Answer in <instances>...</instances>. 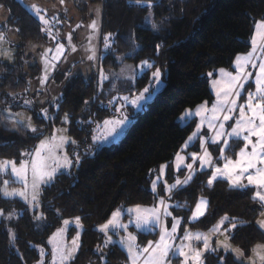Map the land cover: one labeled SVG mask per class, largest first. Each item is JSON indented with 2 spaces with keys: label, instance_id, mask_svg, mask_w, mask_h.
<instances>
[{
  "label": "trees",
  "instance_id": "trees-1",
  "mask_svg": "<svg viewBox=\"0 0 264 264\" xmlns=\"http://www.w3.org/2000/svg\"><path fill=\"white\" fill-rule=\"evenodd\" d=\"M152 1L155 19H167L165 28L158 32L143 27L148 9L135 0H91L103 5L100 52L106 38L112 43L110 53L100 59L101 67L118 69V56L134 66L145 61L152 64L134 83L127 81L113 90L105 83V90L100 91L96 74L88 79L75 77L57 104H40L30 85L37 78L38 67L26 71L21 61L0 62V161L20 164L23 154L33 153L44 137L64 125L65 119L80 153L79 160L72 155L74 168L69 174L58 175L43 189L40 219L34 218L23 203L5 200L0 195V210L4 214L20 213L15 246L11 245L0 216V264L37 263L39 247L46 246L64 221L77 217L84 232L79 252L70 264L100 263L98 249L108 251L105 264H128L126 253L118 245L100 248L103 237L97 228L121 207L155 205L157 197L150 190L151 174L162 165L172 164L196 128L195 119L182 125L179 118L187 110L213 103L209 73L215 77L221 69L234 70L236 58L252 48L256 24L264 22V0ZM0 5L9 11L8 24L23 44L43 39L39 21L18 0H0ZM158 68L168 72L162 92L143 113L137 114L136 122L120 144L94 148V128L108 118L122 117L115 112L118 102L123 97L131 100L141 94L151 84L152 71ZM92 98L95 102L87 111L86 102ZM5 110L28 112L36 131L10 122ZM192 150H198L197 145ZM204 179L203 175L196 176L174 194V202H188V211L183 213L187 218L192 215L198 197L205 196L207 212L192 228L209 230L221 218L228 217L236 223L231 242L249 256L257 244H264V233L255 224L262 206L254 200V191L232 189L225 181L209 189ZM160 195H164L163 191ZM138 237L140 245L149 239L142 234ZM156 238L153 236L152 240ZM204 264L242 263L230 254L214 252L205 256Z\"/></svg>",
  "mask_w": 264,
  "mask_h": 264
},
{
  "label": "rangeland",
  "instance_id": "rangeland-1",
  "mask_svg": "<svg viewBox=\"0 0 264 264\" xmlns=\"http://www.w3.org/2000/svg\"><path fill=\"white\" fill-rule=\"evenodd\" d=\"M18 1L39 21L43 32V39L41 41L27 42L23 44L19 36L17 35V31L14 28H11V26L8 24V21L10 19L9 11L4 6L0 5V34H2L5 37L4 40L0 41V62L17 63L21 61L26 71L30 67H35V66L38 67L39 72L37 71L38 73L37 78L35 80L30 81L31 92L32 94L35 95V101L37 103H39L40 100L45 99L40 104H46V101L50 102L53 105L57 104L59 100H62L64 91L67 88L68 84H70L75 77L81 76V73H77L81 68L86 69L88 66L91 65L93 66V70H94L93 75L95 74L97 75L96 82L98 87L100 88V91L105 90L104 88L105 83H107V88H109L110 90H113L114 88H116L117 85L123 84L127 81L134 83L137 80V78L141 77L145 72L149 71L152 68V67L151 68L145 67L144 63H141L137 66L129 64L125 62L123 56H118V61L120 62L118 69L114 70L113 68V69L104 70V68L101 67V65L99 64L100 62L99 57L101 56V58H103L106 54L110 53V50L112 48V43H110V41H107L108 38H106L107 47L104 44L102 48V52H100V48H99L100 24L102 20V10H103L102 4L91 3V0H63V3H61V0H18ZM135 3H137L140 6L146 7L148 9V14L146 16L143 27L149 28L154 32H158L159 30L165 28L164 26L167 19L163 21H158L154 17L153 5L155 2H153L152 0H135ZM34 8H39L40 15L44 16L45 19L50 20L52 17L58 18V22L52 21L50 25V31L46 30V26L34 14L33 12ZM93 22H95L96 24L95 31L91 27ZM69 36L71 37L70 41H69ZM58 45H63V51L62 54L57 56L56 48L58 47ZM50 49L52 51H49ZM45 53H47V59L49 61L47 66L45 63ZM54 56H56L55 60L52 59V57ZM89 57H94V58L90 59ZM257 63H259V61H257ZM150 65L152 66V64ZM156 70H159L160 72L159 81L153 82V75H152L151 84L147 88L148 92L143 91L141 94L138 95V96L143 95L146 97V99L140 101L139 107L133 106L131 103L125 102L124 100L121 101V103L118 102L117 110L115 112L118 113L119 115L123 114V116L108 118L104 120L102 123H100L99 126L94 128L92 141H91L92 146L94 148L112 147L120 144L122 139L128 133L130 127L136 122L137 114L143 113L145 109L148 107V105L154 101L156 96L162 92V90L166 86L165 77L168 72L167 69H164L163 71L162 68H158ZM156 70L152 71V73L155 72ZM248 70L252 72V78H250L248 82L244 84L243 90L241 91L239 99L237 101L238 106L245 104L248 92L255 91L254 79L258 70H253L251 67H249ZM225 71L235 74L236 69L234 68V70L232 71L229 70H225ZM103 77H106V79ZM209 77H210V89L214 96V101L212 104L206 102L207 107L210 109L217 100L216 89L213 88V81L222 79L220 70L217 72V75L215 77L212 76ZM94 102H95L94 98L86 102L87 111L89 110V108L92 107ZM204 104L205 103L199 105L195 109H190L187 111H191L194 114L197 111V109H199ZM185 113L181 117H184ZM4 115L10 122H13L15 125L28 127L30 130H32L33 128L35 129L33 118L26 111L16 112L12 110H5ZM124 116L127 117V122L124 124L122 128L117 129V134L114 136H108L107 140L100 142L102 139V133L106 132L107 127H111V125L105 126L104 122L122 119ZM181 117L179 118V122L182 125L186 124L187 122L193 119L196 120L197 124L195 131L190 136L192 137L193 134L197 132V126L200 124L201 118L199 116L192 115L190 117H185V119L181 120ZM238 117H239V112L237 111L233 115V119L225 123L226 131L231 130L229 128V125H234V121ZM63 123L64 125L57 127V129L53 132V134L44 137L41 140L40 144L42 142L50 141L53 136L57 137V142H59L60 137L65 138L67 142L60 145L57 151V155L60 157H64V155L66 154L68 160L71 161V167L59 168L51 182L46 184H41L38 189L37 200L35 202L31 200V193H32L31 187L25 189L24 186L16 179L15 176L11 175L10 172L8 174L0 173V188H3V181L7 180L9 192L26 191L28 194L27 202L19 196L5 197L3 193L0 192L2 198L5 200L18 201L23 203L29 210V213L36 219H40L42 215L41 195L43 189L47 186H50L55 181L58 175L64 173L69 174L73 170L74 160L72 158V155L73 157L79 160L80 153L77 150V142L70 136L68 132V127L66 126L68 121L65 119L63 120ZM212 135L213 133L208 130L207 125L205 124L203 128L200 130L199 135L196 139L189 142V138H190L189 137L186 143L183 145L181 152L178 154L179 156L184 157L183 160L177 161V156H178L177 155L171 165L168 164L162 165L159 169H157L154 173L151 174L152 179L150 184V190L157 197V201L155 205H153L152 207H143V208L152 209L154 207H159V201L165 200L166 204L169 206L167 208V211L170 212L171 215L164 217L163 220L164 224L168 227L169 231H171L172 225L174 223L173 217H175L179 221L177 232L175 233L174 245L172 251H170L169 253V258H168L169 264H177L178 258L181 259V261H179L180 264H183L184 257L176 254V248L180 247L185 232L204 233L209 235L210 248L215 249V251L203 252V256H202L203 264H204L205 256L208 255L209 253H214V252H223L224 254H230L237 262H240L242 264H262V262L257 258L256 254L253 251L249 256H247L239 247L233 245L230 237H231V232L234 231V228H230V225L227 221L224 223L223 227L221 228L220 233L217 234H210V229L216 226L222 218L209 230L194 229L192 228V225L197 221H199L200 219H202L205 215L195 221L191 219L192 215L187 218H184L183 213L185 211H188L187 210L188 202L182 201L181 203H175L173 200L174 194L177 191L186 188L198 175H203L205 177L204 182L206 187L209 189L213 188V186L217 182L225 181L229 184L230 188L232 189H237V190L252 189L254 191L253 193V197H254V194L257 191V189L253 186H247L248 182L246 179L241 181V184L246 186L240 188H234L230 185V182L227 179H220V178L215 180L210 186L208 184V180L210 178V174L213 171V168L207 167L201 170L199 167L200 161L197 160L196 163L193 164L191 170L194 174L192 175L191 180L187 182V184L173 187L170 195L166 190L167 186L176 185L177 179L181 181H184L186 179V177L189 175V169L186 168L184 165L192 163V159H191L192 153H197V154L202 153L201 138L207 139ZM244 143L245 142L243 140L230 139L228 141V147L224 148L223 154L232 159H236L237 154L244 146ZM186 144L187 147H185ZM195 145H197L198 150H192V148ZM39 146L36 149H38ZM221 146H222L221 144H214L211 142L204 145V147L207 149V152L211 154V159L213 161V164L219 167H222L224 163V161L220 158ZM71 147H75V148L71 151ZM94 148H92L93 151ZM232 152H235V154L232 155L231 154ZM29 159H31L30 156H25L22 161ZM177 164H179L178 170H177ZM19 165L20 164H17V166ZM153 184H155V191H153ZM162 191L164 193L163 196L160 195ZM201 198L207 201V209H208V205H209L208 199L203 195L198 197L196 204L201 200ZM255 201L262 206V211L259 213V216L255 221V224L264 233V228H261L259 226V222L264 221V205H262L258 200ZM132 208L135 207H121L118 210L123 211ZM178 209H180L181 212H177ZM161 212H163V209H161ZM19 217H20V213L17 211H12L1 216L2 223H4L5 230L7 231L11 245L13 246H15V241L18 235L17 233L18 231L16 229V223ZM121 220L124 224L128 225L127 231H124L122 229L110 230L108 232V235L111 236L113 243H109L107 244V246H105V241L107 237L104 232H101L99 230L102 225L97 228V231L103 237V245L100 248L104 247L108 249L111 245H115V244L121 246L119 241L125 239L129 233L136 237L135 244H137L139 248L146 247L149 242L153 243L154 242V240H152L153 236H158L157 241H159L160 228L158 226L148 225L143 230L137 229L134 224L129 223V216L126 211H124V215L121 217ZM68 221H69L68 225H65L63 223L62 227L57 231H55V233H53V235L48 239L46 246L39 247L38 252L40 259L35 264H52L53 244L49 243V241L52 240V238L57 234L59 230L62 229L64 230L62 235L57 237L54 243H56L59 247H62L65 251H68L72 248V240L77 236V233H79V240H78L79 247L72 253V258L66 261V264H70V262L74 260L75 256L79 252V248L81 245V238L84 232V227L81 224L80 220H79V226H77V224L75 223V219ZM133 229L137 231V232L135 231L136 234H132L134 233L132 231ZM225 229H230V230L226 234H222L224 233ZM139 232H141L142 235L149 237L147 243L144 245H140L139 243V237H138ZM114 236H116V238ZM184 243H188V242L185 241ZM192 243L194 246L202 248V242L193 241ZM223 244H228L230 245V247L227 250H225V248L221 246ZM258 245H264V244L259 243L254 247V249H256ZM121 247L126 251V249L123 246ZM233 249H238L239 251H233ZM41 250H43L44 253L43 256L41 255ZM102 251H103L102 249L97 250V253L101 256L100 263L97 264H105L107 260L106 253L108 251H103V252Z\"/></svg>",
  "mask_w": 264,
  "mask_h": 264
},
{
  "label": "snow or ice",
  "instance_id": "snow-or-ice-1",
  "mask_svg": "<svg viewBox=\"0 0 264 264\" xmlns=\"http://www.w3.org/2000/svg\"><path fill=\"white\" fill-rule=\"evenodd\" d=\"M61 3H63V0H61ZM33 12L46 26V30L50 31L52 21L58 22L57 17H52L50 20L45 19L44 16L40 15L39 8H34ZM91 27L95 31V22L92 23ZM4 39L5 37L0 34V41ZM70 39L71 37L69 36V41ZM251 45L252 48L248 54L236 58L235 74L221 69L222 79L213 81V88L216 89L217 100L212 107L209 109L205 103L197 109L194 114L191 111H186L185 116L181 117V120L192 115L201 118L200 124L197 126V132L189 138V142L198 137L200 130L205 124L213 135L207 139L201 138L202 153L191 154L192 163L184 165L189 169V175L184 181L177 179L176 185L167 186L166 190L169 195L173 187L187 184V182L191 180L194 174L191 171L193 164L199 160V167L201 170L207 167L213 168L208 180L210 186L215 180L220 178L227 179L232 187L240 188L246 186L241 184V181L246 179L248 182L247 186H253L257 189L253 198L264 205V22H258L256 24ZM105 46L107 47V41ZM49 51L52 50L50 49ZM62 51L63 45H58L56 48L57 56L62 54ZM89 58L93 59L94 57ZM52 59L55 60L56 56L52 57ZM257 61H259V63H257ZM45 63L46 66L49 63L47 53H45ZM144 66L148 68L152 67L146 61L144 62ZM249 67L253 70H258L254 79L255 91L248 92L245 104L238 106L237 101L243 90L244 84L252 78V72L248 70ZM152 75L153 82H158L160 77L159 70L153 72ZM209 75L211 76L212 74L209 73ZM103 78L106 79V77ZM144 91L148 92V89L146 88ZM122 99L125 102L131 103L133 106L139 107L140 101L146 99V97L140 95L131 100H129L128 97H123ZM237 111L239 112V117L234 121V125H229L231 130L226 131L225 123L232 120L233 115ZM126 122V116L122 119L105 121V126L111 125V127H107L106 132L102 133L100 142L107 140L108 136L116 135L117 129L122 128ZM32 131L35 132L36 129L33 128ZM230 139L243 140L245 142L244 146L237 154L236 159H232L223 154L224 148L228 147V141ZM66 142V139L63 137H60L59 142H57V137L53 136L50 141L42 142L34 153H24L23 155L30 156L31 159L22 161L19 166H17L15 161H0V173L8 174L10 172L25 189L31 187V200L35 202L41 184L51 182L59 168L71 167V161L68 160L66 154L64 157L57 155L60 145ZM209 142L222 145L220 149V158L224 161L222 167L213 164L211 154L207 152V149L204 147V145ZM185 147H187V144ZM183 159L184 157L177 156V161ZM178 169L179 164H177V170ZM153 191H155V184H153ZM0 192H2L5 197L19 196L26 202L28 201V194L26 191L9 192L7 180L3 181V188H0ZM168 207L165 200H160L159 207H154L152 209H144L137 206L123 211L117 210L112 214V218L99 229L101 232H104L107 237L105 246L109 243H113L111 236L108 235L110 230L122 229L127 231L128 225L124 224L121 220L124 211H126L129 216V223L134 224L137 229L143 230L148 225L158 226L160 228L159 241L155 244L149 242L148 245L143 248H139L135 244L136 237L130 233L125 239L119 241L121 246L127 251L130 264H169V253L172 251L174 245L175 233L177 232L179 221L173 217L174 223L171 231H169L168 227L163 222L164 217L171 215V213L167 211ZM161 209H163V212H161ZM206 211L207 201L201 198L196 204L191 219L193 221L199 219L205 215ZM3 215V210H0V216ZM226 221L229 223L230 228L236 227L234 220L223 217L216 226L210 229V234L220 233ZM75 223L79 226V217L75 219ZM64 224L68 225L69 221H64ZM259 226L264 228V221L259 222ZM229 230L230 229H225L222 234H226ZM63 231V229L59 230L52 240L49 241V243L53 244L52 264H66V261L72 258V253L79 247V233L73 238L72 248L68 251H65L62 247L54 243L56 238L62 235ZM185 241L188 243H184ZM193 241L202 242V248L194 246L192 243ZM221 246H223L225 250L230 247L228 244H223ZM204 251H215V249L210 248L209 235L204 233L185 232L180 247L176 248V254L184 257L183 264H203L202 256ZM233 251L239 250L233 249ZM253 252L262 264H264V254H262L264 253V245H258ZM41 255H44L43 250H41Z\"/></svg>",
  "mask_w": 264,
  "mask_h": 264
},
{
  "label": "crops",
  "instance_id": "crops-1",
  "mask_svg": "<svg viewBox=\"0 0 264 264\" xmlns=\"http://www.w3.org/2000/svg\"><path fill=\"white\" fill-rule=\"evenodd\" d=\"M254 34H255V31H254ZM254 34H253V36H254ZM253 38V37H252ZM99 46H100V44H99ZM100 48V47H99ZM251 51V50H250ZM248 54V53H247ZM243 55H246V54H243ZM243 55H240V56H243ZM99 59H101V56L99 57ZM236 61V60H235ZM99 64H100V62H99ZM233 66H234V68H235V62H234V64H233ZM93 72H94V70H93V66L91 65V66H88L86 69H84V68H81V69H79V72H77V73H81V77H83V78H85V79H88V78H90L92 75H93ZM43 100H45V99H42V100H40V103L43 101ZM46 103H47V101H46ZM135 207H137V206H135ZM141 208H143L142 206H140ZM134 233H132V234H136V230H132ZM136 231V232H135ZM139 234H142L141 232H139ZM115 238H116V236H114ZM158 240V236H157V238H156V240H154V242H153V244H155L156 242H158L157 241ZM115 245H117V244H115ZM137 245V244H136ZM125 253H127L121 246H119ZM127 255V257H128V254H126ZM77 256V255H76ZM76 256H75V258H76ZM74 258V259H75ZM169 260V259H168ZM177 261H178V263L177 264H180V262L179 261H181V259L180 258H178L177 259ZM128 264H130V262H129V259H128Z\"/></svg>",
  "mask_w": 264,
  "mask_h": 264
}]
</instances>
